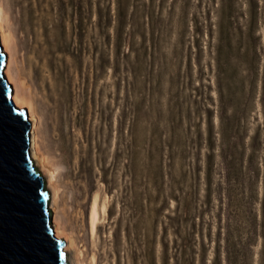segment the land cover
<instances>
[{"label":"rangeland","instance_id":"rangeland-1","mask_svg":"<svg viewBox=\"0 0 264 264\" xmlns=\"http://www.w3.org/2000/svg\"><path fill=\"white\" fill-rule=\"evenodd\" d=\"M49 2L74 65L81 185L107 203L94 240L66 223L85 256L264 264V0ZM33 103L42 153L51 121ZM70 169L55 181L59 214L64 199L75 208ZM67 263L77 264L74 248Z\"/></svg>","mask_w":264,"mask_h":264},{"label":"bare ground","instance_id":"bare-ground-1","mask_svg":"<svg viewBox=\"0 0 264 264\" xmlns=\"http://www.w3.org/2000/svg\"><path fill=\"white\" fill-rule=\"evenodd\" d=\"M52 7L51 2L45 5V0H0V39L6 54L9 84L15 88L14 103L17 108L27 110L31 123V159L46 176L50 188L52 207L49 208L55 237L65 242L66 253L70 248L75 249L77 264H96L95 255L88 259L66 227L67 222L76 220L94 240L107 203L105 199L100 200L98 192L89 202L91 186L81 185L86 157L70 131L73 118L68 71L74 65L64 56L69 53V44L61 21L63 16L59 14V20L55 21L50 15ZM38 96L46 107L52 129L51 136L43 139L45 152L42 153L39 152L38 120L33 103V98ZM75 123H81V119ZM68 165L71 169L67 173L76 181L73 184L75 208L64 199L59 214L55 206L59 188L55 181Z\"/></svg>","mask_w":264,"mask_h":264},{"label":"water","instance_id":"water-1","mask_svg":"<svg viewBox=\"0 0 264 264\" xmlns=\"http://www.w3.org/2000/svg\"><path fill=\"white\" fill-rule=\"evenodd\" d=\"M14 99L0 39V264H68L51 224L50 191L31 159L27 110Z\"/></svg>","mask_w":264,"mask_h":264}]
</instances>
